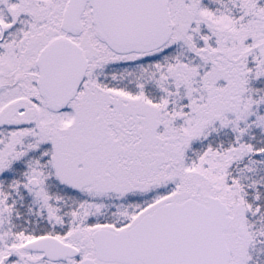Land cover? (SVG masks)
Wrapping results in <instances>:
<instances>
[{"label":"snow or ice","instance_id":"6c2138e0","mask_svg":"<svg viewBox=\"0 0 264 264\" xmlns=\"http://www.w3.org/2000/svg\"><path fill=\"white\" fill-rule=\"evenodd\" d=\"M0 264H264V0H0Z\"/></svg>","mask_w":264,"mask_h":264}]
</instances>
